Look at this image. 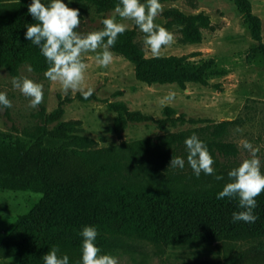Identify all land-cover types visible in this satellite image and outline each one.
<instances>
[{"label": "trees", "instance_id": "trees-1", "mask_svg": "<svg viewBox=\"0 0 264 264\" xmlns=\"http://www.w3.org/2000/svg\"><path fill=\"white\" fill-rule=\"evenodd\" d=\"M74 6L94 7L107 12L118 0H72ZM175 0H160L161 4ZM46 2V0H45ZM145 3L146 0H141ZM31 0L0 3V68L17 76L22 66L44 73L48 64L40 49L25 39L27 27L35 23L28 6ZM253 39L260 41L261 20L252 13L249 0H236ZM183 25L181 43L203 41L200 28L210 27V18L202 13L175 14ZM136 67L138 80L149 85L177 83L207 84L210 63L192 65L185 58H150L134 41V32L119 36L113 48ZM117 114L115 124L155 122L166 131L176 114L164 109V120H154L141 112L130 111L125 103L110 104ZM64 110L59 108L43 116V124L25 130L21 136L0 132V190L32 191L42 197L21 216L12 232L0 242V260L17 258L19 264H44L43 255L53 247L68 255L69 264H82V229L95 227L96 245L102 254L116 257L113 242L106 235L141 234L161 240L214 241L223 238L264 236V193L257 199L255 223H233L232 214L240 212L238 199H217L229 182L231 168L220 167V159L237 157V145L228 140L241 120H192L199 128L166 133L136 143L138 156L124 157L114 147L92 149L93 140L82 134L79 123H60ZM179 120L185 122L181 116ZM195 134L207 146L215 163V175L196 177L187 164L185 139ZM173 157L185 160V167H170ZM232 264H264V244L254 247L250 256Z\"/></svg>", "mask_w": 264, "mask_h": 264}, {"label": "rangeland", "instance_id": "rangeland-1", "mask_svg": "<svg viewBox=\"0 0 264 264\" xmlns=\"http://www.w3.org/2000/svg\"><path fill=\"white\" fill-rule=\"evenodd\" d=\"M15 0H0L10 3ZM252 13L261 20V40L253 39L245 17L236 0H175L163 5V13L155 23L175 35V43L160 58H185L192 65L210 63L212 72L207 84L187 83L181 88L177 83L149 85L138 80L136 67L122 55L113 52L114 60L107 68L95 60L96 53L82 58L88 64L85 90L94 89L89 99L80 92L65 93L58 82H51L44 73L28 71L22 66L13 76L0 68V92L6 93L11 108L0 109V132L21 136L43 124V116L59 108L63 118L51 125L79 123L82 134L93 140L92 149L114 147L124 157L138 156L136 143L153 139L166 133H179L199 128L192 120H241L228 140L237 145L239 153L230 161L220 159V167L235 168L250 154L243 149L241 140L259 148L258 157L264 171V0H249ZM80 12L82 35L103 29L101 21L115 18L125 23L126 31L134 32V41L147 59L154 58L144 45V34L130 20L121 21L115 10L102 12L94 7H75L72 0H62ZM176 13L186 16L202 13L210 18L209 28H200L203 41L199 44H182V29ZM102 51L98 49V52ZM29 78L43 84L44 100L35 109L29 107V98L12 85L13 78ZM175 93L172 101L164 99ZM125 103L130 111L141 112L154 120H164V109L175 110L172 121L164 132L155 122L128 123L118 127L117 114L110 108L113 103ZM183 117L185 122L179 120ZM242 132H237V128ZM41 194L32 191L14 192L0 190V242L13 230L17 220L26 215ZM113 242V251L119 264H232L238 258L248 257L254 247L264 244L263 237L223 238L214 241L161 240L141 234L106 235ZM0 264H19L17 258L0 260Z\"/></svg>", "mask_w": 264, "mask_h": 264}, {"label": "clouds", "instance_id": "clouds-1", "mask_svg": "<svg viewBox=\"0 0 264 264\" xmlns=\"http://www.w3.org/2000/svg\"><path fill=\"white\" fill-rule=\"evenodd\" d=\"M114 10L121 21L134 22L144 34V45L152 57L160 58L175 43L174 33L155 23L164 10L160 0H146L145 3L141 0H118ZM28 14L36 22L27 27L25 39L37 46L45 58L48 64L44 72L45 78L58 82L65 93L80 92L84 99H89L94 89L88 87L85 90L88 64L82 57L87 53H96V62L107 68L114 60L110 49L115 46L118 37L126 32V24L117 22L115 18H106L101 21L104 26L102 30L82 35L77 31L81 25L79 10L70 8L62 0H31ZM98 49L102 51L98 52ZM28 71H32L30 66ZM12 85L29 98V107L35 109L43 102V84L25 77L13 78ZM174 98V92L164 97L167 101ZM11 107L12 102L7 94L0 92V109ZM236 131L242 132V129L238 127ZM184 143L188 153L187 164L196 177L203 173L215 176L216 180L224 179L223 176L215 175V161L203 141L193 134ZM240 144L250 156L228 172L229 182L218 193L217 199H238V206L242 211L232 214L233 223L242 221L251 224L258 219L254 210L258 206L256 198L264 193V171L258 157L259 148L247 140H241ZM170 167L183 169L185 160L172 156ZM80 235L83 238L82 264H119L116 257L102 254V250L96 245L98 231L95 227H84ZM59 253L60 249L53 247L43 255L44 264H69L68 255Z\"/></svg>", "mask_w": 264, "mask_h": 264}]
</instances>
